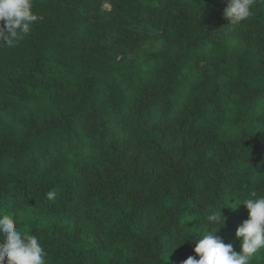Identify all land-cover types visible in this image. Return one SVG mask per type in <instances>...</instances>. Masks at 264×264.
Listing matches in <instances>:
<instances>
[{
	"label": "trees",
	"instance_id": "obj_1",
	"mask_svg": "<svg viewBox=\"0 0 264 264\" xmlns=\"http://www.w3.org/2000/svg\"><path fill=\"white\" fill-rule=\"evenodd\" d=\"M226 6L34 0L0 47V213L46 264H183L218 207L241 250L231 207L264 195V0L235 26Z\"/></svg>",
	"mask_w": 264,
	"mask_h": 264
},
{
	"label": "clouds",
	"instance_id": "obj_2",
	"mask_svg": "<svg viewBox=\"0 0 264 264\" xmlns=\"http://www.w3.org/2000/svg\"><path fill=\"white\" fill-rule=\"evenodd\" d=\"M254 0H227L223 17L228 26L247 20L252 14ZM34 12V0H0V47H14L22 41L38 20ZM48 200L55 199V192L45 193ZM238 205H243L248 218L237 228L235 237L241 242L236 252L232 243H225L217 235L225 225L222 208L211 211L206 220L219 225V230H210L195 241V256H189L183 264H249L250 259L264 249V195L251 193ZM47 252L35 235L21 231L11 214L0 213V264H46ZM198 257V258H197Z\"/></svg>",
	"mask_w": 264,
	"mask_h": 264
}]
</instances>
